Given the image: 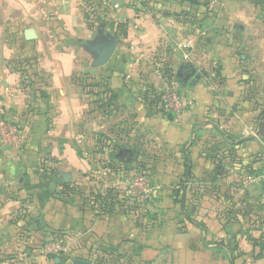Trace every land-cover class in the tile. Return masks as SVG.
<instances>
[{
    "label": "crops",
    "instance_id": "obj_1",
    "mask_svg": "<svg viewBox=\"0 0 264 264\" xmlns=\"http://www.w3.org/2000/svg\"><path fill=\"white\" fill-rule=\"evenodd\" d=\"M105 1L106 16L92 28L86 0H0V97L24 142L20 151L0 142V264H264V184L248 182L251 169H264V0ZM99 28L118 40L103 67L87 49ZM187 37L194 47L185 58L176 46ZM164 63L199 76L182 82L192 106L180 122L142 99L161 86ZM101 74L114 97L107 106L106 94L98 105L84 83ZM96 133L115 149L97 152ZM143 138L161 158L165 196L138 204L134 147ZM211 143L225 153L226 187L241 199L226 226L231 246L220 253L196 223L179 228L188 204L173 199L187 163L197 180L214 172L204 154ZM62 234L67 254L40 252L44 239Z\"/></svg>",
    "mask_w": 264,
    "mask_h": 264
},
{
    "label": "rangeland",
    "instance_id": "obj_2",
    "mask_svg": "<svg viewBox=\"0 0 264 264\" xmlns=\"http://www.w3.org/2000/svg\"><path fill=\"white\" fill-rule=\"evenodd\" d=\"M101 76L107 77L105 74H101ZM107 82H109V91L102 92L101 90L98 92L99 86H89V90L94 93L95 96V102L101 103L104 100H107L108 97L111 95V84L109 77H107ZM153 88V86H152ZM95 89V90H94ZM157 94L159 95V89L153 88ZM147 90L142 94V99L144 101V97L146 96ZM101 93L106 94V98L104 100L100 99L98 95ZM111 98V97H110ZM109 98V99H110ZM160 100H158L157 107L154 109H149L151 111H159L163 112L165 114V109L161 103V97L159 95ZM108 99V100H109ZM107 101H104L108 103ZM114 100V97L110 99V102ZM145 103V101H144ZM101 103V105H104ZM110 104V103H108ZM146 104V103H145ZM147 105V104H146ZM148 107V106H147ZM167 113V112H166ZM169 114V113H168ZM173 115V114H171ZM174 116V115H173ZM175 118V117H174ZM176 119V118H175ZM177 122H180L179 119ZM143 135L140 136L142 138ZM96 146H97V152H104V149H109L112 147L115 149V143L114 141L109 142L108 140H105L100 133H96L94 136ZM110 143V144H108ZM118 143V142H117ZM146 140L143 138V141H139L138 145L134 147L135 149V164L136 166V172L134 175H132V181H134L135 189L137 190L134 196H136L137 200L136 202L138 204H143L144 200L149 199L152 197L153 199H160L162 196H165V194H161L163 192V189L161 190L159 185L157 184V169H158V163L161 161V158L158 157L157 153L155 151H152L154 149L146 148ZM212 144V143H211ZM112 145V146H110ZM210 147L206 148V151H204L205 156H207L208 159H213L212 151L210 152V148H216V144L209 145ZM221 161L217 162L215 164H225V153L220 154ZM109 165L113 167L114 164H117V160H115L114 156H109ZM118 159V158H117ZM123 175V174H122ZM128 175V174H127ZM214 174L209 173L207 175V178L204 180H197L191 173L190 178L186 179L185 174L179 179L176 186L173 188V199L177 198V200L182 199V193L183 191H186V197L184 200V204L182 205L183 208L187 205L185 208V211L182 212V216L179 218V225L181 229L185 230L187 226H185L187 223H196L202 231L206 232V238L205 241L207 244H214L218 252L220 253L221 250L225 252V248L231 246V238L226 234V226L231 221V216L228 215L227 212V205L229 204V196L232 195V191L227 189L225 178H224V169L220 172L219 176L216 178V180H213ZM129 179V178H128ZM218 182V183H217ZM234 187H237L236 185ZM184 189V190H183ZM179 191L180 194L177 195L176 192ZM234 196L237 197V191H233ZM97 195V194H96ZM161 196V197H160ZM139 199V200H138ZM141 200V201H140ZM204 201L208 203H204ZM181 204L180 202H176ZM206 206V207H204ZM199 208L206 209V215L199 214ZM208 215H212L216 218L217 222H211L209 221ZM185 218V219H184ZM140 219V216H139ZM150 225L151 227H158L164 223L159 220L158 213H150L149 214ZM152 222V223H151ZM161 222V223H160ZM209 224V225H208ZM222 232V235L219 233ZM236 238L234 237L233 245L234 248L236 247ZM222 243V245H220ZM224 244V245H223ZM233 248V252L230 253V256L236 258L235 249ZM239 248V247H238ZM232 251V250H231Z\"/></svg>",
    "mask_w": 264,
    "mask_h": 264
},
{
    "label": "built area",
    "instance_id": "obj_3",
    "mask_svg": "<svg viewBox=\"0 0 264 264\" xmlns=\"http://www.w3.org/2000/svg\"><path fill=\"white\" fill-rule=\"evenodd\" d=\"M106 2V1H105ZM106 4H110L108 1ZM114 8H119V4H114ZM194 47V40L191 37L184 38L178 41L176 49L183 57L187 58L192 48ZM158 73L162 78V84L159 88V95L161 103L165 111L173 114L178 120L185 112L192 106V101L188 99L182 90V81L177 76H170L164 74L162 67H159ZM0 142L6 148H15L22 150L23 136L19 125L13 123L7 118L6 111L2 99L0 97ZM250 183L264 184V173L254 175L248 179ZM71 249V242L67 235H58L44 239L39 244V250L45 256H60L67 254Z\"/></svg>",
    "mask_w": 264,
    "mask_h": 264
},
{
    "label": "trees",
    "instance_id": "obj_4",
    "mask_svg": "<svg viewBox=\"0 0 264 264\" xmlns=\"http://www.w3.org/2000/svg\"><path fill=\"white\" fill-rule=\"evenodd\" d=\"M86 3H87L88 7L85 10V15H86L87 19L93 20L92 23H90V26L93 28L97 24H100L102 22V19L105 18L106 13H107V9H108L107 4H106L105 0H86ZM205 6H206V3L203 4V7H205ZM209 12L210 11H205L202 13V15L207 16V15H209ZM184 13H186V12H184ZM103 23H104V21H103ZM24 62H27V64H29V65H33V62H31V59H29L28 61L24 60ZM21 65H24V63L21 62ZM161 67H162V70L164 71V74L170 75V76H176V71L173 68V66H170V64L164 63L163 66H161ZM106 80H107V77L101 76L98 79L89 78L84 83L87 86H99L97 88H99L101 91L105 92V91H109V88H110L109 82H107ZM153 88L149 87L147 89L146 94H145L146 96L144 97L145 103L151 109H153V108L155 109L157 107L158 100H160L159 95L157 94V92ZM108 99H109V97H108ZM110 99L108 100V103L110 102ZM108 103H106L104 105L107 106ZM262 117L264 118V109L260 113V118H262ZM209 151L210 152L212 151L213 159H214L215 163L221 161L222 157H220L218 155L216 149H214L212 147V148H210ZM225 159H226V155H225ZM215 165H216V167H215V170L213 172L214 176L212 177L213 180H216V178L218 177V175L220 174L222 169H224V167H225V164H219L218 163V165L217 164H215ZM248 173H249V176L259 175V174L264 173V169H262V170L251 169ZM190 176H191V170H190L189 164L187 163L186 164L185 177H186V179H188V178H190ZM176 194L179 195L180 192L177 191ZM185 197H186V191H183L182 199L177 200V198H176L175 202H180L181 205H183ZM238 203H241V199L239 197H236L234 195L229 196V204L227 205V207H228L227 212H228L229 216H231V214H233V213H235V215L237 216V214L239 212H238V209L235 207ZM231 204H233L232 207L230 206ZM239 211H241V210H239ZM220 245H222V243H220ZM234 249H235V253H237V255L242 256V252L239 250V248L237 246ZM262 251L264 252V246L262 247Z\"/></svg>",
    "mask_w": 264,
    "mask_h": 264
},
{
    "label": "water",
    "instance_id": "obj_5",
    "mask_svg": "<svg viewBox=\"0 0 264 264\" xmlns=\"http://www.w3.org/2000/svg\"><path fill=\"white\" fill-rule=\"evenodd\" d=\"M33 33L29 31L27 33V39H32ZM118 45V40L111 36V34L105 28H99L98 30V39L96 42H91L87 47L88 51L94 57V66L96 67H103L106 66ZM186 66H182L181 69L178 70L176 76L185 84L191 83L194 84L198 81L199 76L196 75V69L193 68L190 72L184 73L183 68ZM129 152V150H127ZM131 154V152H129ZM57 182L61 183L60 178L56 179ZM80 264H89V261L85 260H78Z\"/></svg>",
    "mask_w": 264,
    "mask_h": 264
},
{
    "label": "flooded vegetation",
    "instance_id": "obj_6",
    "mask_svg": "<svg viewBox=\"0 0 264 264\" xmlns=\"http://www.w3.org/2000/svg\"><path fill=\"white\" fill-rule=\"evenodd\" d=\"M119 158L120 159H123V160H127V159H129V157L127 156V154L125 153H123V154H121V155H119Z\"/></svg>",
    "mask_w": 264,
    "mask_h": 264
}]
</instances>
